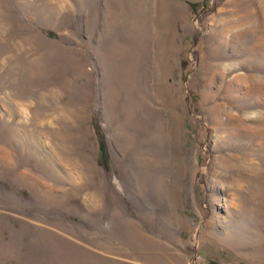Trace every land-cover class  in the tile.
<instances>
[{"label": "rangeland", "instance_id": "obj_1", "mask_svg": "<svg viewBox=\"0 0 264 264\" xmlns=\"http://www.w3.org/2000/svg\"><path fill=\"white\" fill-rule=\"evenodd\" d=\"M0 264H264V0H0Z\"/></svg>", "mask_w": 264, "mask_h": 264}, {"label": "bare ground", "instance_id": "obj_2", "mask_svg": "<svg viewBox=\"0 0 264 264\" xmlns=\"http://www.w3.org/2000/svg\"><path fill=\"white\" fill-rule=\"evenodd\" d=\"M129 117V116H128ZM133 123V122H132ZM128 139V138H127ZM170 139V138H169ZM173 139V138H172ZM159 156V155H158ZM144 163V162H143ZM144 168V167H143ZM145 171V170H144Z\"/></svg>", "mask_w": 264, "mask_h": 264}]
</instances>
